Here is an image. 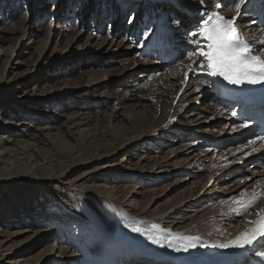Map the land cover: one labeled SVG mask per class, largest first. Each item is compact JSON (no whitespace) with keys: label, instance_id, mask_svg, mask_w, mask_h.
Returning a JSON list of instances; mask_svg holds the SVG:
<instances>
[{"label":"bare ground","instance_id":"1","mask_svg":"<svg viewBox=\"0 0 264 264\" xmlns=\"http://www.w3.org/2000/svg\"><path fill=\"white\" fill-rule=\"evenodd\" d=\"M5 1H9L7 15L4 20L7 21V18L13 15L16 6L12 3V0ZM31 1L35 3L34 10L36 9L35 14L38 23L43 21L46 15L52 13V9H49L50 2L52 3L55 0ZM113 1L120 2V5L115 8L112 3ZM101 3L102 6L105 7V13L115 8L117 11H120L122 15V13L126 14L130 10L139 8L140 11L150 14L154 19L150 21L151 24L148 26L149 29L146 32L147 43L142 46L141 52L150 55L152 51L149 48L153 47L159 39H164L169 47L163 50L162 56L170 57L175 54L178 58L183 56V60L177 62L174 65L175 67L173 66V68L169 69H166L165 65L156 62L149 63L151 68L147 73L134 79L133 76L129 75V70L131 69L127 66L135 62L136 66L139 65V56L137 54H129L126 55V59L121 62V67L123 68L118 69V72L115 70L111 76L99 70L97 72H89V76L86 74L87 77H84L85 80L80 82H71L70 80L62 79L58 84H55L56 86H52V88L56 89V92H58L56 96L61 95L59 92L64 89L74 91L75 96L71 100H66V97L63 99L64 96L54 97V95H52L50 99L44 98L32 102L35 107H45L46 110L43 112V115L47 116L36 114L35 110H30L29 108H23V110L21 108L12 112L15 114L16 112L18 113L16 121H20L21 119L22 121L25 119L31 121L33 119L32 115H37L35 117L37 121H34L35 119L32 121L37 122V125H42V128L39 127V131L46 132V135L43 133H40L41 136L39 134L40 137L30 135L34 138L33 143L30 141L22 143L14 140L19 133L8 128L4 129V135L0 137V144L9 143V141H12V143L14 142L15 145L21 146V153L19 152L18 155L22 156L28 151H34L36 153L37 146L45 145V143L46 145H53L63 139L62 131L55 128L56 123L61 120L62 117H68L67 119L69 122L66 123L63 128L66 129L67 134L72 136V138H81L84 140V138L88 136L94 137V135H99L103 138L101 142H97L96 145L94 144V146H92V144L91 148L67 150L66 160L73 159L75 156H82L90 150L97 155L96 159L98 160H114L117 158L118 154L122 153L127 154V160H130L132 157L128 154H131V152L140 147H144L142 150L147 149L148 151L145 150L140 152L138 153L139 155L147 154L149 150L155 149V146L157 147L159 143L171 142L172 140L173 143H176V139L178 138L180 140L197 138L203 143L217 142L218 139L222 138L227 128L235 122V119L232 116V112L221 107L222 103L219 102L216 96L218 89L211 84L212 77L202 72H196L194 83H192L193 85L195 84L193 88L192 85L185 87V85L182 86L178 84L181 80V76H179L180 72L182 68L187 65V61L190 60L188 54L194 48V45L188 42L189 39H191L188 33L190 31H197L198 25L201 22L196 19L194 14L203 8L206 9V11H215V4L212 0H205L203 5L199 4L198 0H155L154 4L156 5L148 2V0H102ZM89 6L90 4L86 3L81 16L77 18L83 16V21L88 22L92 16L91 13L94 14L95 12L94 4L91 5V8ZM155 6L157 7L154 9ZM31 9H33L32 4L23 14V17L19 19L18 23L21 28L24 27L26 17ZM247 9L249 13H253L256 9H260L263 12L264 0H250L247 4ZM223 11L222 9V14L228 17L227 13L229 12ZM101 13L95 15L97 16V20L99 18L100 25L106 20V17L101 15ZM245 17L247 16L244 15L240 17L238 21V26L244 36L248 38L250 42L253 41V38H256V40L264 39V30L257 27L254 20L248 23H242L241 20H244ZM59 18V20L57 19V27L61 28V30L58 32L62 38L68 39V42L60 43L59 46L55 48V51L61 48L59 51L64 53L77 47L78 43L81 42V37L78 39V35L68 36L67 33L70 32L71 28L69 24L64 22L66 16L62 15V17ZM160 20L164 22L163 25L158 24ZM131 22L132 20L129 21L128 25H131ZM172 22H176L175 27H172ZM50 25L53 26V21ZM132 27V31L135 33L144 30L143 26L139 23L133 22ZM163 27L167 28L169 31L166 36L160 38L158 29ZM99 38L100 37L96 34L90 35L85 39L84 45H81L77 49H93L99 52V50L103 48L107 50L111 49L117 41L115 38H108L106 36L101 39ZM0 39H2V37H0ZM197 39H200L201 43H204L202 38L197 37ZM97 40H100L98 45L95 43ZM132 40L133 39H130V42ZM0 42L2 43V40H0ZM136 42L134 40L132 43L136 44ZM175 45H177L176 50ZM62 46H64L63 49ZM126 47L129 51H132L137 50L138 46L135 47L130 44L129 47ZM253 47L258 50V54L264 56V45L254 42ZM191 59L196 63L198 61L201 62L203 57L193 56ZM203 63H206V61L204 60ZM114 64L118 63L114 62ZM186 69H188V67ZM144 77L147 79L146 81L143 79ZM137 81H143V84L140 86L137 84ZM1 83L4 84L6 82L2 80ZM112 84L115 85L116 88L113 92H110L108 88H110ZM194 95H199L203 99V109L200 110V114L196 113L186 117H180L179 114L170 123L169 121H165L166 119H163L168 113L166 108H168L169 104L170 106L172 104L173 108V106H175L174 102H179L187 96ZM71 107L76 108L78 112L69 116L57 114L58 111L69 110ZM168 109L170 110V108ZM93 111H97V113L94 115L92 114ZM121 111H123V113H121ZM3 115L5 117L10 116L6 112H3ZM169 118L171 119V117ZM93 124L95 125L92 128ZM118 124L120 125L118 126ZM20 126L26 125L17 122L13 125V127ZM121 126L124 128V132L118 130ZM116 128L120 133L114 132ZM235 128L241 133L242 137L247 134V128L239 126ZM203 129L207 130L203 131ZM54 131L55 133H53ZM201 133L205 134L204 138L200 136ZM249 136L252 135L250 134ZM165 138L172 140H166ZM250 141H255V143L250 144ZM250 141L248 143H243L229 153L244 154L243 152L251 151L255 148L257 151H252L255 153L251 154H254L252 156H257L262 150L264 151V141H262L261 138L252 137ZM189 146L190 145H186L185 147L187 148ZM5 154H7L6 150H0V162ZM56 155L58 154L56 153ZM49 157L50 156L44 157L42 160L45 159L46 162L49 163L50 160H52L49 159ZM27 159L30 161L29 165L39 160L36 156L32 157V155ZM42 160L40 159L41 165ZM144 160H147V157ZM74 163L79 164V161L77 160ZM126 164L128 163L125 161L122 162L120 168L113 171L112 174L96 177L94 182L99 183V185L86 188L83 185L66 184V178L68 177L67 173L55 176L49 175L50 177H42L38 180L33 179L38 186H47L51 183L58 182L66 187L63 198L57 199V217L55 215L51 221L48 220V217L52 213L49 209L43 208V205L39 204L38 201L34 205L32 213L22 210L21 214H13L9 222L17 226V229H21L22 223L24 222H27L28 225L31 223L47 222L49 227H54L55 235H53V240L56 241L58 245L65 246V254H61L65 259H57L60 260L59 263L61 264H156L157 262H163L162 258L169 259V264H264V256L260 255L264 253V241L255 244L254 247L248 248L218 247L220 244H228L248 229L250 225L246 223V221L256 219V210L264 209V159L256 158L255 161L251 163L254 169L249 170L247 168L243 171L244 174H248V177L256 178L254 183H250L251 181L246 178L244 180L240 179L239 182H234L233 189L223 191L220 197H217V195H214L213 198L211 197L210 202H212V204L216 203V205H209L207 207L209 211H207L206 216H203L206 218L210 217V219L207 220L204 218L202 221L201 218L200 221L199 219H186L185 216H183L184 213H182L185 210L180 212L178 210L176 211L174 208V210L172 209L171 211L179 216L181 215L178 219H176V215L173 214L172 216V213L169 214L168 211L151 215L146 205H141L142 208L140 206L138 207L140 204L137 202L136 198L133 204H130V199L133 196L127 201L123 196H116L118 191L116 187L114 189V187L110 186L112 182L115 184H127L135 175L128 173L149 171L141 169L140 166H133L135 169L130 170L127 168ZM261 166L263 169H260ZM149 168L151 169V167ZM25 178L31 179L30 177L22 176L18 180L23 181ZM8 179L2 178L0 185L4 187L8 186L10 190H14L16 182L12 183L10 179ZM225 180L216 182V184H213V182L214 191L226 188L224 182L227 180ZM210 181L211 180H209V182ZM130 192V189L127 190L125 196L127 197ZM242 193H246L244 198H250L254 193L258 195V200L248 213H245L238 204L233 202L234 200L240 199ZM135 196L136 194L134 197ZM206 196L200 192L196 194V199L193 198V195L188 199L189 201L197 200L195 204H199ZM188 199L183 200L178 205H182ZM24 200L25 203H28L26 199ZM19 209H23V205L20 206ZM19 216L20 219L23 220L21 223L20 219L17 218ZM152 225H157L158 227L153 228ZM132 227H139L145 235L132 232L130 230ZM104 228L108 229L106 230ZM165 229L170 231H165ZM24 234H26V232L21 231L17 236ZM177 234L192 239L189 241H179L175 239ZM17 236H9L8 239H6V236V240L2 241V243L4 244ZM148 237L154 238L160 243L154 244ZM170 243L172 247L168 246ZM160 244L164 246L161 247ZM189 244L192 246L188 247L187 251H184L183 248ZM214 245L217 247H214ZM177 246L180 247V251L176 250ZM247 253L258 254L260 257L254 259L253 256H251V258L249 257L247 260L244 258ZM122 255H127V258H124ZM44 256L46 257L47 255Z\"/></svg>","mask_w":264,"mask_h":264},{"label":"rangeland","instance_id":"2","mask_svg":"<svg viewBox=\"0 0 264 264\" xmlns=\"http://www.w3.org/2000/svg\"><path fill=\"white\" fill-rule=\"evenodd\" d=\"M101 1L102 0H55L52 3L50 2L49 9H52V15H46L45 19L38 23L35 14L36 9L34 10L35 3L31 0H12L16 9L13 15L7 18V21L4 20L7 15L9 1L0 0V37H2V39H0L2 40V43L0 42V137L4 135V129L10 128L19 133L15 137V141L22 143L30 141L33 143L34 138L30 135H35V137H40V133L46 135V132L39 131V127L42 128V125H37V122L32 121L34 119V121H37L35 118L37 115H32L33 119L31 121L26 119L23 121L22 119L16 121L18 113H12L13 111H17V109L21 108L22 110L23 108H29L30 110H35L36 114L47 116L43 115V112L46 110L45 107H35L32 102L44 98L50 99L52 95H54V97L64 96L63 99L66 97L68 101L75 96L74 91L69 89H64L66 91L63 90L59 92L61 95L56 96L58 92H56V89L52 88V86H56L55 84H58L59 81L63 79L70 80L71 82H80L85 80L87 75L89 76L91 72H97L99 70L111 76L115 70L118 72V69L123 68L121 67V62L126 59V55H138L140 51L138 50L139 44H137V42L134 44L132 43L133 41L130 42L129 39L131 38L133 29L132 24L133 22H137L140 25L147 24L148 13H139L137 12L139 8H135L121 15L120 11L115 9L120 5L118 1L112 2L115 8L111 9V13H105V7L102 6ZM86 3L90 4V8L92 4L95 6V12L94 14L91 13L92 16L88 22L83 21V16L77 18L81 16ZM31 4L33 9L29 10L26 23L24 27L21 28L18 21L23 17V14ZM223 5V12H229L227 13L228 17H230V15H235L234 11L230 10L231 0H223ZM100 13L106 17L102 25L99 23V18L97 20V16H95ZM62 15L66 16L64 22L69 24L71 28L67 35H78L77 38L80 39L81 37L80 40L82 42L78 43L77 47L74 49L72 48L70 51L64 53L59 51L61 48L55 51V48L59 46L60 43L68 42V39L62 38L58 32L61 28L57 27V19L59 20V17H62ZM243 16L244 15L241 17ZM246 16L244 20H241L242 23L255 20L254 14L252 16ZM131 20V25H128ZM52 21L53 26L50 25ZM175 25L176 22H172V27H175ZM95 34L100 37L99 39L106 36L108 38H115L117 41L109 50L103 48L98 52L93 49H82L83 51L77 49L81 45H84V41L87 37ZM132 37L135 38L133 35ZM142 39L143 37L138 40V42H141ZM99 41L100 40H97L95 43L98 45ZM130 44L135 47L138 46L137 50L129 51L126 46L129 47ZM63 48L64 46H62V49ZM138 58L140 62L139 65L136 66L135 62L131 64L132 67L131 65L127 66L131 69L129 70V75L133 76L134 79L147 73L151 68L149 63H158L155 57H150L149 59L142 57ZM181 60H183V56L177 58V62ZM113 61L117 62L119 65L114 64ZM193 62L195 61L192 59L188 60L186 63L187 65L182 68L179 75L181 76V80L178 83L179 85H185V87L192 85V88L195 86V84L193 85L192 83H194L196 72L189 71V69L195 67L196 64L203 63L204 58L201 62L198 61L195 64ZM165 67L166 69L173 68V66L168 67L167 65H165ZM187 67L188 69H186ZM143 79L145 81L147 80L145 77ZM2 80L6 83H1ZM142 82L143 81H137V84L141 86L143 84ZM115 88V85L112 84L110 88H108V91L113 92ZM202 100L203 99L199 95H194L187 96L179 102H174L175 106H173V108L172 104L171 106L167 104L170 110L166 108L168 113L163 119H166L165 121H169L170 123L179 114L180 117L191 116L196 113L200 114V110L203 109ZM3 112L8 113L10 116L5 117ZM77 112L76 108L71 107L69 110L58 111L57 114L69 116ZM96 113L97 111L92 112L94 115ZM121 113H123V111H121ZM169 117H171V119ZM67 118L68 117H62L55 125V128L62 131L63 139L53 145H46L45 143V145L37 146L36 153L34 151H28L22 156L18 155L19 152L21 153V146L15 145L14 142L12 143V141H9V143L0 144V150H6L7 152V154L1 158L0 162V182L2 178H9L12 183L16 182L14 190H10L8 186L4 187L0 185V264H61L59 263L60 260L65 259L61 256L62 253L65 254V246H60L53 240L55 228L49 227L47 222L31 223L29 225L27 222H24L22 223L21 229H17V226L9 222L13 214H21L22 210L32 213V209H34V205L38 201L39 204L43 205V208L49 209L52 213V216L50 215L48 220L51 221L55 215L57 217V199L63 198L66 187L58 182L51 183L47 186H38L33 179L38 180L42 177H50L49 175L55 176L67 173L68 177L66 178V184L68 185H83L85 188L97 186L99 183L94 182L96 177L112 174V172L119 169L122 162L125 161L128 163L126 164L127 168L130 170L135 169L133 166H140L141 169H146L150 172L128 173L135 175L127 184H115L112 182L110 186L114 187V189L116 187L118 191L116 196H123L126 198V201L133 196L130 199V204H133L136 198L137 202L140 204L138 207L140 206L142 208L141 205H146L151 215L168 211L169 214L172 213V216L173 214L176 215V219H178L181 215L179 216L173 213L171 210L174 208L176 211L178 210L180 212L185 210L182 213H184L183 216H185L186 219H199L200 221L201 218L202 221L206 218L204 216H206L207 211H209L207 207L209 205H216V203L212 204V202H210L211 197L213 198L214 195L220 197L223 191L233 189L234 182H239L240 179L244 180L246 178L251 181L250 183H254L256 178L248 177V174H244L243 171L247 168L253 170L254 168H252L253 165H251V163H253L256 158L264 159L263 150L261 153L257 154V156H252L254 154L251 153H255L252 152L253 150L243 152L244 154L229 153L243 143H248L252 137L247 134L242 137L241 133L235 128L239 126V123L233 122L231 126L227 128L225 135L218 139L217 142L203 143L197 138L191 140H180L178 138L176 139V143H173L172 139L165 138L166 140L172 141L157 143L158 146H155V149L149 150L147 154H138L147 150H142L144 147L135 149L131 154H128L132 157L130 160H127V154L125 153L118 154L117 158L114 160H98L96 159L97 155L91 150L84 153L82 156H75L73 159L66 160L67 150L91 148L94 144L96 145L97 142H101L103 139L99 135H94V137L88 136L84 138V140L81 138H72V136L67 134L66 129L63 128V126L69 122ZM16 122L23 125L25 124L26 126L13 127ZM94 125L95 124L92 125V128ZM119 125L120 124H118V126ZM118 130L121 132L125 131L122 126L118 128ZM118 130L116 128L114 132L120 133ZM206 130L207 129H203V131ZM53 133H55V131ZM200 136L204 138L205 134L201 133ZM186 145H190L191 147L189 146L186 148ZM56 153L58 155H56ZM30 155H32V157L36 156V158L39 159L37 160L38 162L36 161L34 164L29 165L30 161L27 158ZM48 156H50L49 159H52L49 163L46 162L45 159L42 160V158ZM146 157L147 160H144ZM40 159L42 160V165L40 164ZM19 160H22L21 163ZM77 160L79 164L74 163ZM149 167H151V169ZM260 169H263L262 166ZM22 176L30 177L31 179L25 178L23 181L18 180ZM209 180L211 181L209 182ZM222 180L226 181L224 182L226 188L223 189L219 187L221 189L218 188V191H214L213 184ZM129 189L131 192L126 197L125 193ZM199 191L204 196L207 195L206 198L199 202V204H195L197 200L189 201L188 198L192 195L194 196L193 198H195L196 194L200 193ZM135 194L136 196L134 197ZM24 199H26L28 203H25ZM185 199L188 200L182 205H178ZM22 205L23 209H19ZM201 215H204L203 218ZM17 218L20 219V216ZM206 219L208 220L210 217ZM21 221L23 222V220L20 219V223ZM21 231H25L26 234L17 236ZM8 235L17 237L3 244L2 241L8 239ZM6 236L7 238L5 239ZM44 255L47 256L45 257Z\"/></svg>","mask_w":264,"mask_h":264},{"label":"snow or ice","instance_id":"3","mask_svg":"<svg viewBox=\"0 0 264 264\" xmlns=\"http://www.w3.org/2000/svg\"><path fill=\"white\" fill-rule=\"evenodd\" d=\"M215 4V11H207L204 13L202 21L198 25L197 31H190L188 33L189 43L194 45L193 50L188 54L191 60L193 56L203 57L206 63L196 64L195 67L190 68L189 71L202 72L211 77H220L228 84L241 86L245 83L255 84L264 83V56L258 54V50L253 47V43L264 45V39L249 41L238 26V21L242 15L247 14V4L250 0H231V9L235 15L226 17L222 14L224 7L222 0H212ZM198 3L203 5L205 0H198ZM147 38V33L145 34ZM202 38L204 43H201ZM195 64V62H193ZM233 116L237 113L233 111ZM247 122L240 124L239 127H247ZM254 144L255 141H250ZM253 151L257 149L253 148ZM243 182V181H242ZM246 193L241 194V198L233 202L238 204L245 213H248L253 205L258 200V195L253 194L250 198H244ZM256 219L248 220L246 223L250 225L243 233L237 236L228 244H220V248L238 247L248 248L254 247L255 244L264 241V209H258L255 212ZM157 228V225H152ZM132 232L145 235L139 227H132ZM165 231H170L165 229ZM154 244L160 242L154 238L148 237ZM175 239L179 241H189L192 238L183 237L179 234ZM161 247L164 245L160 244ZM172 247L170 243L168 245ZM186 245L183 250L187 251ZM214 247H217L214 245ZM180 251V247H176ZM260 255L264 256V253Z\"/></svg>","mask_w":264,"mask_h":264}]
</instances>
